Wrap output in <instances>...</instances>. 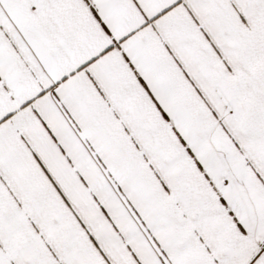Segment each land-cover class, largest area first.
Returning <instances> with one entry per match:
<instances>
[{
	"label": "snow or ice",
	"instance_id": "obj_1",
	"mask_svg": "<svg viewBox=\"0 0 264 264\" xmlns=\"http://www.w3.org/2000/svg\"><path fill=\"white\" fill-rule=\"evenodd\" d=\"M0 264H264V0H0Z\"/></svg>",
	"mask_w": 264,
	"mask_h": 264
}]
</instances>
